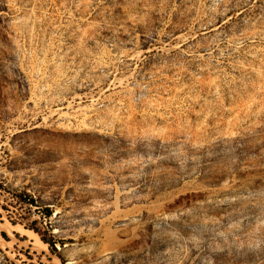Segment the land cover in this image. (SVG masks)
Returning <instances> with one entry per match:
<instances>
[{"label": "rangeland", "instance_id": "rangeland-1", "mask_svg": "<svg viewBox=\"0 0 264 264\" xmlns=\"http://www.w3.org/2000/svg\"><path fill=\"white\" fill-rule=\"evenodd\" d=\"M0 185V264H264V0H0Z\"/></svg>", "mask_w": 264, "mask_h": 264}, {"label": "trees", "instance_id": "trees-1", "mask_svg": "<svg viewBox=\"0 0 264 264\" xmlns=\"http://www.w3.org/2000/svg\"><path fill=\"white\" fill-rule=\"evenodd\" d=\"M0 187H4L3 185H0ZM14 195L16 196V199H18V202H27L30 205L34 206L37 205L38 200L30 193L24 191V192H20V193H14ZM7 207V206H5ZM46 217H50L52 215V210H50V208H46ZM52 246L55 245V243L53 242L51 244ZM55 247V246H54Z\"/></svg>", "mask_w": 264, "mask_h": 264}, {"label": "bare ground", "instance_id": "bare-ground-1", "mask_svg": "<svg viewBox=\"0 0 264 264\" xmlns=\"http://www.w3.org/2000/svg\"><path fill=\"white\" fill-rule=\"evenodd\" d=\"M14 228H17L18 230H20L21 232H23L24 234L28 235L30 237V239L33 237V232L28 230V229H23L22 227H18L16 225H12ZM35 234V233H34ZM2 241V239L0 240ZM4 241V240H3ZM41 241V240H40ZM5 242V241H4ZM3 243V242H2ZM1 244V243H0ZM60 264V263H59Z\"/></svg>", "mask_w": 264, "mask_h": 264}]
</instances>
